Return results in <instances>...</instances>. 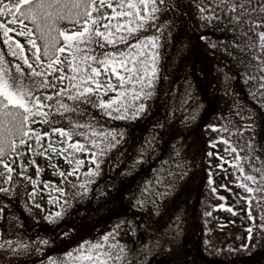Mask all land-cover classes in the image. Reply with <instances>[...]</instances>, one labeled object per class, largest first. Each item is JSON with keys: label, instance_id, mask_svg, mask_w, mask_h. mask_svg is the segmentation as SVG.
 <instances>
[{"label": "rangeland", "instance_id": "374dc122", "mask_svg": "<svg viewBox=\"0 0 264 264\" xmlns=\"http://www.w3.org/2000/svg\"><path fill=\"white\" fill-rule=\"evenodd\" d=\"M231 2L158 4L157 18L141 33L156 35L160 43L157 77L151 89H144L152 95L135 101L143 100L146 111L130 115L129 93V112L122 113L127 118L116 119L115 112L108 115L92 107L98 97H89L83 120L117 134L119 143L98 140V147L91 149L85 137L73 135V142L85 143L96 153L95 163L83 152L82 168L63 177H55L44 165L42 181L51 180L60 189L54 208L47 206L43 188L38 191L34 184L35 165L29 163V173L23 175L13 164L12 180L4 186L11 191L0 192V244H5L0 264H84L78 258L97 242L105 243V236L109 251L118 252L116 244L124 250V259L112 264H264V66L258 68L259 61L253 59L264 60L256 35L264 27L250 30L229 22ZM235 2L256 10L245 19L264 20L258 8L264 0ZM9 37L11 49L0 31V59L5 68L21 65L24 85L60 75L53 70L50 76L30 80L15 47L18 41L11 32ZM19 44L41 71L28 42ZM124 49L122 44L107 45L97 47L96 54ZM67 59L66 51L57 67L71 75ZM52 91L41 87L33 94ZM114 96L109 92L99 99ZM68 115L55 127L71 130L75 121L70 125ZM32 127L50 131L48 125ZM146 142L151 147L145 151ZM249 175L256 182L247 180ZM249 187L254 191H247Z\"/></svg>", "mask_w": 264, "mask_h": 264}, {"label": "snow or ice", "instance_id": "6c2138e0", "mask_svg": "<svg viewBox=\"0 0 264 264\" xmlns=\"http://www.w3.org/2000/svg\"><path fill=\"white\" fill-rule=\"evenodd\" d=\"M163 2L164 0H16L12 3L9 0L6 3L5 0H0V31L5 37L4 42L10 49L12 48L9 33L15 29L9 25L19 24L21 29L18 35L28 37L27 42L34 50V62L41 66V71H37L23 55V46L15 42V47L29 70V79L50 76L53 70L60 73L52 81L43 79L40 84L32 81L29 87L23 83L24 70L20 64H16L13 70L5 68L3 60L0 59V165L5 169L6 183L12 180L13 168L8 163H3L2 158L9 152L15 153L21 146L28 145L29 139L39 145L41 140L48 137V149L64 155L69 164L77 165L68 175H75L79 166L84 163L83 160L75 159L76 152H86L89 162L95 163L96 153L91 149L98 147V140L100 144L107 143L112 146L119 143L117 134L104 132L102 129L97 130L93 122L83 120L86 113L84 106L88 105L89 97L95 95L98 100L91 105L92 107H98L108 115L115 112L116 119H126L127 116L122 113L129 112L126 101L131 93L130 115L135 118L137 114L146 111L143 100L139 104H135V101L141 96L152 95L151 91L145 92L144 89L146 87L151 89L157 77V49L160 43L156 35H141V33L146 32L151 22L157 18L160 11L158 4ZM221 2L228 3V0ZM258 8L259 11L264 12V3ZM238 10L239 17L236 15ZM226 11L231 13L229 22L236 23L241 28L245 25L250 30L264 27V20L258 18L253 21L244 18L251 17L256 10L246 8L243 2L236 3L232 0ZM25 21H29L39 32L44 42L42 52L37 41L32 38L33 29L28 28ZM62 21H68L77 30L62 29L59 27ZM53 32L56 33L55 36ZM256 35L260 40V50L264 52V31ZM61 38L63 46H60ZM130 40H134L135 43H129ZM120 44L125 45L124 50L96 54L97 47L104 49L107 45ZM246 46L250 49L255 47L252 44ZM66 51L71 75H65L62 66L57 67L64 63L60 60V55ZM17 54L12 52L13 56ZM253 59L259 61L256 65L258 68L264 66V60H260L258 56H254ZM101 76L104 77L103 80ZM65 80L67 84H64ZM57 83L60 84L58 89ZM41 87L53 91L43 96L34 95L33 90ZM260 87L264 88V84ZM109 92L115 93V96L107 101L99 99ZM65 114H69L66 118L70 125L75 121L71 130L55 127L60 123L59 118L65 117ZM36 124L48 125L50 131H37L32 127ZM53 134H58L60 139L54 142L51 139ZM77 134L86 138L91 149L80 141L72 142L73 135ZM56 144L60 146L56 147ZM28 147L31 148L30 145ZM150 147L151 143L146 142L145 151ZM103 151L101 148V154ZM24 154L18 153L20 156ZM46 154L50 153L46 150ZM21 168H23L22 164ZM91 171L90 169L89 172ZM253 171L258 170L253 169ZM60 175L63 177L65 173L61 172ZM246 179L256 182V177L253 175L247 176ZM246 190L254 191L250 187ZM10 191V188L0 187V192ZM36 207L39 208L40 205ZM108 240L109 236H105V243L97 242L85 249L84 255L78 259L84 264H112L115 260H123L124 257L121 255L123 248L116 244L114 247L119 251H109L106 243ZM5 243L9 248H14L12 241L7 240ZM4 247L5 244H0V249Z\"/></svg>", "mask_w": 264, "mask_h": 264}, {"label": "trees", "instance_id": "16d2710c", "mask_svg": "<svg viewBox=\"0 0 264 264\" xmlns=\"http://www.w3.org/2000/svg\"><path fill=\"white\" fill-rule=\"evenodd\" d=\"M25 24L27 25L28 28L33 29L32 38L37 41V44L40 46L41 52H42L44 42L40 38L39 32L35 30L34 26L29 21H25ZM9 27H12L13 29H15L14 31L11 32V34L15 38L16 41L20 43H24L25 41L28 40V37L18 35L21 29V26L19 24L9 25ZM59 27H61L62 29L70 30V31L77 30V28L74 25L69 24L68 21H62ZM53 35L55 36L56 33L53 32ZM60 46H63L62 38H61ZM37 65L41 68L39 64ZM45 67H46V64H45ZM51 139L55 142V141H58L60 137L58 134H53L51 136ZM28 145H30L31 148H29ZM28 145L21 146L20 148L17 149L15 153L9 152L7 155H5L2 158L3 163H8L12 168H13V164L16 163V165L19 166V170L23 175H28L29 163L34 164L35 174H36L34 184L37 187L38 191H41L43 188V194L46 199L47 206L49 208H54L58 202L60 189L51 180L42 181V171H43L44 165H46L49 168V170L55 177H57L61 172L67 175L69 172L72 171V168L77 167V165L75 163L69 164L66 161L64 155L57 154L54 150L48 149V137H45L43 140H41V143L39 145L36 144L34 140L29 139ZM59 146H60L59 144H56V147H59ZM46 150H47V153H50V154H46ZM20 152H23L25 154L23 156H20L18 155V153ZM82 156H83V152L75 153V159L77 160H83ZM13 160L15 162H13ZM21 164L23 165V168H21ZM82 165L79 166L78 170L82 168ZM9 183L10 182H7V183L5 182V169L2 167V165H0V187H4L8 185ZM33 200L35 199L33 198Z\"/></svg>", "mask_w": 264, "mask_h": 264}]
</instances>
